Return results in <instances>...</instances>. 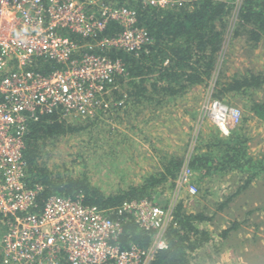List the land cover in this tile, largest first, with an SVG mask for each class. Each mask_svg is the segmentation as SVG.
I'll use <instances>...</instances> for the list:
<instances>
[{"label":"built area","instance_id":"2783aa9c","mask_svg":"<svg viewBox=\"0 0 264 264\" xmlns=\"http://www.w3.org/2000/svg\"><path fill=\"white\" fill-rule=\"evenodd\" d=\"M131 1L167 9L183 0H0L3 264H152L169 246L166 234L174 222V208L144 198L109 210L85 204L82 195H52L41 205L42 186L26 181L24 150L32 122L47 114L92 118L108 106L124 104L126 93L121 99L114 95L120 89L117 79L127 73L118 53L139 55L154 42ZM45 60L56 67L36 70ZM204 106L224 133L242 120L236 106L213 99ZM193 173L188 161L180 179L187 183ZM189 192L197 194L198 187L189 185ZM123 215L153 232L148 246H122Z\"/></svg>","mask_w":264,"mask_h":264},{"label":"trees","instance_id":"16d2710c","mask_svg":"<svg viewBox=\"0 0 264 264\" xmlns=\"http://www.w3.org/2000/svg\"><path fill=\"white\" fill-rule=\"evenodd\" d=\"M130 3L138 7L140 21L151 31L154 42L139 55L118 53L127 67L126 75L117 79L118 85L127 94L124 104L118 108H123L130 99L138 102L144 99L146 101L147 98L149 101L152 99L150 95L154 94L167 99L175 98L196 85L207 84L217 70L218 58L225 41L227 19L234 7V0H184L180 6L167 9L134 4L133 1ZM238 17L234 35L245 34L246 41H253L256 46L264 37V0H242ZM53 67L56 65L45 60L35 69L47 72ZM263 85L264 73L260 71L257 73L250 69L247 73H236L230 79H225V69L220 67L213 96L222 102H229L228 98L236 95L239 99L251 96L252 101L246 104V109L251 110L258 120L264 121V99L259 100L254 96L255 91ZM119 90L114 92L116 99L123 98V92ZM245 115L246 113L243 119L247 120ZM69 119L57 114H47L29 126L24 150L28 161L26 181L29 186H42L39 204L42 205L52 195L72 198L82 195L85 204H95L110 210L126 200L152 199L155 193L161 191L159 187L177 178L183 164L179 156L165 161L163 170L151 174L143 183L131 184L112 193H106L87 173L73 174L68 169L60 170L50 166L48 146L63 136L86 127L78 126V123ZM90 120L94 121L93 118ZM218 133L213 134L218 138L206 141L207 151L193 155L190 165L201 176L237 169L241 173L248 172L235 192L218 204L217 209L222 210L232 199L246 191L257 176L264 174V157L255 158L250 154L249 146L245 144L249 138H241V132L237 129H233L229 136L220 137ZM213 149L217 150L214 152ZM255 209L249 210L247 215ZM112 216L117 217L115 213ZM174 216L176 225L173 222L166 234L169 246L156 254L152 264H189L193 257L191 253L209 238L207 231L197 224L213 219L206 212H188L181 202L174 210ZM123 218L122 246L126 247L131 242L148 246L153 232L140 229L131 215H123ZM240 227V222L234 220L221 235L227 238ZM1 231L0 228V234ZM255 255L259 257L261 254ZM0 264H3L1 256Z\"/></svg>","mask_w":264,"mask_h":264},{"label":"rangeland","instance_id":"374dc122","mask_svg":"<svg viewBox=\"0 0 264 264\" xmlns=\"http://www.w3.org/2000/svg\"><path fill=\"white\" fill-rule=\"evenodd\" d=\"M241 3L242 0H234L217 70L207 84L196 85L175 98L154 94L149 101L147 98L138 102L130 99L123 108L113 104L92 117L93 122L91 118L72 117L70 121L86 127L63 136L47 149L50 166L68 169L73 174L87 173L106 193L141 184L151 174L163 170L165 161L181 157L183 164L177 178L159 187L161 191L155 193L152 200L175 211L182 202L188 212L204 211L212 216V220L197 223L207 231L209 238L191 253L189 264H264V174L257 176L246 191L222 210L217 209L218 204L235 192L248 172L241 173L237 169L201 176L191 167L194 173L188 176L187 183L180 179L185 163L191 161L194 154L207 151V140L218 138L214 133L219 132L220 137L229 136L237 129L241 138H249L245 144L250 154L255 158L264 157V121L246 109V104L252 101L251 96L239 99L236 95L228 98L229 102L213 96L220 67L225 69V79L250 69L264 73V37L254 46L253 41H246L245 34L234 35ZM120 92L126 93L124 89ZM254 96L264 99V85ZM212 99L242 111V122L228 134L206 114L204 105ZM244 113L247 120L243 119ZM191 184L198 187L197 194L189 192ZM251 209L255 211L248 216ZM234 220H238L241 227L224 238L222 231ZM0 228L2 234L1 224ZM256 253L261 255L257 257Z\"/></svg>","mask_w":264,"mask_h":264}]
</instances>
